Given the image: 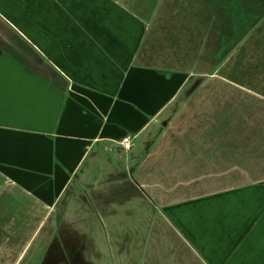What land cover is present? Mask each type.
I'll return each instance as SVG.
<instances>
[{
  "label": "crops",
  "instance_id": "crops-1",
  "mask_svg": "<svg viewBox=\"0 0 264 264\" xmlns=\"http://www.w3.org/2000/svg\"><path fill=\"white\" fill-rule=\"evenodd\" d=\"M60 200L170 264H264V0H0V264L52 262Z\"/></svg>",
  "mask_w": 264,
  "mask_h": 264
},
{
  "label": "rangeland",
  "instance_id": "rangeland-1",
  "mask_svg": "<svg viewBox=\"0 0 264 264\" xmlns=\"http://www.w3.org/2000/svg\"><path fill=\"white\" fill-rule=\"evenodd\" d=\"M243 46L244 47L242 48V55L239 56L241 58L242 67L240 70L238 69V72H236V78H238V81L240 82H243V80H245L244 68L246 59L251 61L252 58H255L258 65V63L260 62L259 54L262 48L259 47V45L257 49L255 42L254 44L245 43L243 44ZM253 46L254 49H256L257 55H255L254 57H252L251 55L246 56L247 50L253 51ZM255 77L257 81L260 80L259 72L255 74ZM251 84L253 86V91H260L262 88L261 84ZM219 85L222 90L221 96H228L232 94L228 93L229 90L224 88L228 87L226 83H220ZM242 92L244 91L242 90ZM245 98V95H241L239 93V90H237L234 100L238 104L237 108L241 113L243 112V100ZM254 100L259 101V98H256ZM77 188L81 189V187L78 186ZM68 193L69 192H67L64 197ZM63 202L64 200H60L58 202L59 209L56 210V219L58 220L59 218V223L60 221L62 223L59 225H54L52 223L50 232L55 234V237L51 240L50 243H47L48 245L45 247V251L48 253V255L51 251L54 250L51 258L52 262L43 260L38 264H170L168 261H165L166 257L164 255V245L161 244L160 241H158L157 244L155 243L156 250H147L151 234L150 232H144L141 236H138L137 232H106V229L104 227H101L100 216L96 217L97 222L89 220L91 216H88L87 221L88 214L85 213L84 216L83 213L79 212L82 208H91V202L89 207H82L79 205L78 210L72 212L71 214H68V211L66 210L64 216L61 215L62 209L60 207ZM142 207L143 205L139 204L138 206L134 207V210L139 211ZM52 216L51 219L53 218ZM132 216L126 219V221L130 223V225L134 223H140L139 221L135 222V219ZM49 218V216H45L44 223L46 224V226L44 228V231L41 233V235L43 234V236L48 234L50 225V223L48 222ZM22 222H26L24 218ZM36 222L37 217H29V227L34 225ZM31 233L32 232L30 231V234ZM175 260L177 261V259ZM175 264H177V262Z\"/></svg>",
  "mask_w": 264,
  "mask_h": 264
},
{
  "label": "built area",
  "instance_id": "built-area-1",
  "mask_svg": "<svg viewBox=\"0 0 264 264\" xmlns=\"http://www.w3.org/2000/svg\"><path fill=\"white\" fill-rule=\"evenodd\" d=\"M120 145L123 147L124 150H129L131 142H130V138L129 136H125L122 138V140L120 141Z\"/></svg>",
  "mask_w": 264,
  "mask_h": 264
}]
</instances>
